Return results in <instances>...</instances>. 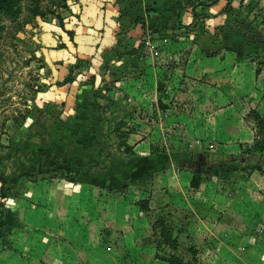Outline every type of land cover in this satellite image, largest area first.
Returning <instances> with one entry per match:
<instances>
[{"label": "rangeland", "instance_id": "374dc122", "mask_svg": "<svg viewBox=\"0 0 264 264\" xmlns=\"http://www.w3.org/2000/svg\"><path fill=\"white\" fill-rule=\"evenodd\" d=\"M8 1L12 16L0 10V264H46L36 255L60 244L59 226L71 228L69 251L83 246L76 234L92 237L85 247L93 248L99 235L115 264H171L169 255L219 264L214 250L202 257L200 247L215 244L199 237L205 214L209 226L230 222L236 242L264 243V186L250 176H264V6L251 19L228 1L222 25L207 27L204 9L188 24L158 27L105 62L95 84L86 58L61 61L57 74L42 58L44 24L63 25L69 0ZM234 36L254 41L252 52L233 49ZM78 75V89L61 86ZM128 233L135 244L123 241Z\"/></svg>", "mask_w": 264, "mask_h": 264}, {"label": "crops", "instance_id": "0c3cea01", "mask_svg": "<svg viewBox=\"0 0 264 264\" xmlns=\"http://www.w3.org/2000/svg\"><path fill=\"white\" fill-rule=\"evenodd\" d=\"M203 1L206 3L203 4ZM228 1V5L236 8V12L245 9L247 16H251V19L255 15L259 17L258 14L261 13V9H258L255 5L264 6V0H69L68 16L63 18V25L55 22L44 24L39 35L43 52L42 58L45 64L54 66L56 74L60 70L58 71L55 67H58L61 61L67 62L77 58H86L90 65L87 74L93 76L92 80L95 84L104 82L102 78H105V62L108 63V60L113 57L118 58L120 51H123L124 48L129 49L136 46L143 38L153 36V31L158 27L170 28L188 24L193 19H197L195 17L197 12L204 9L207 12L200 19H204L207 27L212 28L222 25L229 14L224 11V6ZM59 43H62L66 48L59 46ZM254 43V41L249 40L242 42L241 37L234 36L231 46L237 51L246 47L249 52H252L251 49L254 48ZM80 75L75 76L73 81L65 82L61 86H67L65 90L68 87L70 90L78 89ZM61 86H59L60 90L63 88ZM256 174L260 176L261 184L264 186V176L259 171L252 170L250 176L256 177ZM251 186H254L253 183ZM231 199L232 197L225 196L216 198V200L223 201ZM214 207H217V204H214ZM76 216H79L78 211ZM202 218L198 220L199 226H201L198 229L199 237L204 240L207 236H215L213 248L205 245L200 247V249H203V258L207 260L208 254L205 251L214 250L210 253V258H213L214 262H219V264H252L253 261L264 264V247L261 248V246H264L263 242H255L249 246L240 241L236 242L241 238L234 236V229L231 227L230 222L223 223V220H218L216 224L211 225L210 223L209 226L207 223L210 216L205 214ZM69 229L71 228L62 226L56 228L55 230H58L61 234L60 244L53 243L52 249H44L45 253L36 255L37 258H42L46 264L116 263L117 259H115L113 253L115 251H107L103 239L98 240L99 235L95 239L97 242L96 248H93L85 247L87 244L92 243V237L91 239L89 236H85V238L80 239L76 234L74 237L78 239V244L83 246L79 248L78 253L75 250L73 253L69 251L67 249L68 245H62L64 242L69 244L70 239L67 236V230ZM193 231L195 233L196 229H193ZM96 232L99 234L98 229ZM63 234H65L64 237ZM83 234H87L86 228L83 230ZM223 234L226 236H223ZM123 236L125 243L130 241L135 244L133 242V239L135 240L133 236L135 235L128 233L123 234ZM70 238L75 241L72 237ZM120 243L121 240L118 239L117 244ZM149 247H151V244H149ZM113 248L114 245L111 246L110 250ZM120 248L118 246L117 249ZM116 253L119 254V252ZM140 262L141 257H137L133 258L131 264H140Z\"/></svg>", "mask_w": 264, "mask_h": 264}, {"label": "trees", "instance_id": "16d2710c", "mask_svg": "<svg viewBox=\"0 0 264 264\" xmlns=\"http://www.w3.org/2000/svg\"><path fill=\"white\" fill-rule=\"evenodd\" d=\"M60 1V3H62L63 2V5H65L66 3H65V0H59ZM10 2L8 1V0H0V10H2L3 12H5V13H8V14H10L11 16H12V14H13V11H12V9H10ZM36 12V11H35ZM71 79V77H66L64 80H63V83H65V82H68L69 80ZM123 123V121L122 120H119V121H117V126H120L121 124ZM259 123H261V121L259 122ZM263 130V128L261 127L260 128V130L259 131H262ZM123 134V133H122ZM120 135V138H123V135ZM261 134H264V132H261ZM263 136V135H262ZM122 140V139H121ZM118 145L119 146H123V150L125 151V152H132L131 151V148L126 144V142H124V141H119L118 142ZM152 150L154 151V152H157L156 150L157 149H154V148H152ZM191 183L195 186L196 184H197V181L196 180H193V181H191ZM147 202H144L143 201V203H141V205H140V207L142 208V209H147ZM161 221L162 220H158L157 221V223H161ZM160 231H159V234H160V236L162 237V239L163 240H165V242H170V245H172L173 247H174V245H176V239L175 238H173V237H171V228L168 226H166V225H162V223H161V227H160V229H159ZM157 240H159V239H157ZM159 242V241H158ZM168 260H169V262L171 263V264H183V262H182V260L179 258V257H176L175 255H169V257L167 258Z\"/></svg>", "mask_w": 264, "mask_h": 264}]
</instances>
